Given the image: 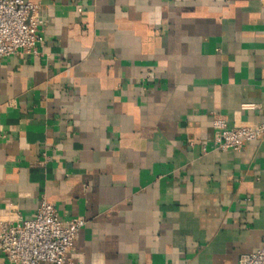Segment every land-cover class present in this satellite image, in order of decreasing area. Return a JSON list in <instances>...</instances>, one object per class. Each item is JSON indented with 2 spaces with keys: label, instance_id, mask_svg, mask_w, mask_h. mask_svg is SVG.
I'll list each match as a JSON object with an SVG mask.
<instances>
[{
  "label": "crops",
  "instance_id": "0c3cea01",
  "mask_svg": "<svg viewBox=\"0 0 264 264\" xmlns=\"http://www.w3.org/2000/svg\"><path fill=\"white\" fill-rule=\"evenodd\" d=\"M39 54L0 60V217L86 220L79 264H238L264 229V0H30ZM249 105V106H243ZM0 264H6L0 253Z\"/></svg>",
  "mask_w": 264,
  "mask_h": 264
},
{
  "label": "built area",
  "instance_id": "2783aa9c",
  "mask_svg": "<svg viewBox=\"0 0 264 264\" xmlns=\"http://www.w3.org/2000/svg\"><path fill=\"white\" fill-rule=\"evenodd\" d=\"M45 23L39 2L0 0V60L20 53L38 55ZM212 128L217 149L239 151L245 142L264 140V120L255 126H228L216 114ZM85 223L81 216L61 219L54 204L41 199L32 218L11 221L0 217V253L6 264H79L69 253ZM238 264H264V229L259 247L241 255Z\"/></svg>",
  "mask_w": 264,
  "mask_h": 264
}]
</instances>
